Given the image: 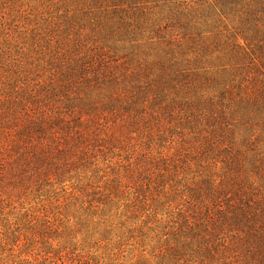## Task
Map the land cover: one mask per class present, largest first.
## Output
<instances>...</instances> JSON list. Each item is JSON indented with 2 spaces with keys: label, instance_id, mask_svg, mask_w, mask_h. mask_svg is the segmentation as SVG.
<instances>
[{
  "label": "trees",
  "instance_id": "1",
  "mask_svg": "<svg viewBox=\"0 0 264 264\" xmlns=\"http://www.w3.org/2000/svg\"><path fill=\"white\" fill-rule=\"evenodd\" d=\"M0 180L163 211L162 264H264V0H0Z\"/></svg>",
  "mask_w": 264,
  "mask_h": 264
},
{
  "label": "rangeland",
  "instance_id": "2",
  "mask_svg": "<svg viewBox=\"0 0 264 264\" xmlns=\"http://www.w3.org/2000/svg\"><path fill=\"white\" fill-rule=\"evenodd\" d=\"M3 184L0 264H162L163 211L135 210L131 195L85 211L70 190L23 194Z\"/></svg>",
  "mask_w": 264,
  "mask_h": 264
}]
</instances>
